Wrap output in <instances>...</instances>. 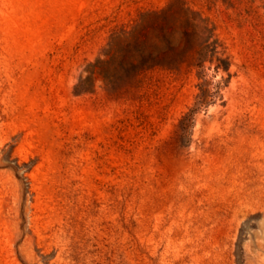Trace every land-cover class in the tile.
Segmentation results:
<instances>
[{
    "label": "rangeland",
    "instance_id": "rangeland-1",
    "mask_svg": "<svg viewBox=\"0 0 264 264\" xmlns=\"http://www.w3.org/2000/svg\"><path fill=\"white\" fill-rule=\"evenodd\" d=\"M0 264H264V0H0Z\"/></svg>",
    "mask_w": 264,
    "mask_h": 264
}]
</instances>
